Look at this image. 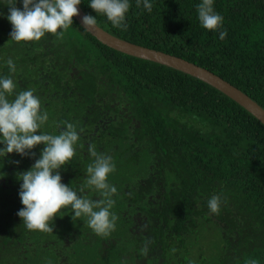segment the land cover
Instances as JSON below:
<instances>
[{"label":"trees","instance_id":"trees-1","mask_svg":"<svg viewBox=\"0 0 264 264\" xmlns=\"http://www.w3.org/2000/svg\"><path fill=\"white\" fill-rule=\"evenodd\" d=\"M152 2L148 13L131 0L126 31L102 15L98 26L205 67L264 108V0H215L223 40L201 27L200 0ZM79 6L96 16L87 0ZM0 13V75L40 97L49 116L42 131L55 134L66 120L80 135L62 183L84 188L89 146L112 156L118 216L108 236L69 212L55 218L53 232L27 229L17 216L16 174L43 145L31 158L8 154L0 162V264H264V124L199 78L108 47L74 17L62 40L16 42L6 3ZM217 194L223 202L214 214L207 200Z\"/></svg>","mask_w":264,"mask_h":264},{"label":"clouds","instance_id":"clouds-1","mask_svg":"<svg viewBox=\"0 0 264 264\" xmlns=\"http://www.w3.org/2000/svg\"><path fill=\"white\" fill-rule=\"evenodd\" d=\"M3 3L8 5L6 19L12 26L11 39L31 42L40 41L49 34L62 40L73 25V17L78 15L77 6L81 0H0V4ZM17 3L22 7H16ZM87 3L96 16L82 17L84 31L97 29L98 15L106 17L113 28L127 30L126 17L132 6L131 0H87ZM135 3L137 8L142 7L148 13L153 11L152 0H135ZM214 3L215 0H200L198 21L202 28L218 32L223 40L227 35L223 28L224 18L214 10ZM6 66L9 73H16L12 59L6 61ZM48 120V113L43 110L34 90H21L12 75H0V162L11 153L31 158L35 155L32 150L43 145L34 164L16 174V179L21 181L18 195L23 205L17 216L27 229L49 233L53 232L55 218L69 212L71 220L86 217L88 227L95 234L108 236L118 220L111 211L117 192L108 179L116 170L112 156L89 146L88 152L93 159L86 168L84 188L93 193L91 197L84 188L77 190L65 185L60 169L70 164L76 155L80 135L76 126L66 120L56 123L55 134L42 131ZM4 175L0 172V179ZM222 202L221 195H213L207 200V207L212 213L219 214ZM249 264H256V261L251 260Z\"/></svg>","mask_w":264,"mask_h":264},{"label":"water","instance_id":"water-1","mask_svg":"<svg viewBox=\"0 0 264 264\" xmlns=\"http://www.w3.org/2000/svg\"><path fill=\"white\" fill-rule=\"evenodd\" d=\"M77 7L78 15L74 16V18L84 28V26L82 25V17L86 14L79 5ZM89 33L101 43L115 50L135 57L170 66L203 80L204 82L212 85L213 87L217 88L225 95L236 101L254 117H256L262 124H264V108H262L257 102L251 99L247 94L242 92L236 86L218 76L214 72L210 71L209 69L199 66L184 58L119 38L113 34H110L100 26H97V29L90 30Z\"/></svg>","mask_w":264,"mask_h":264}]
</instances>
